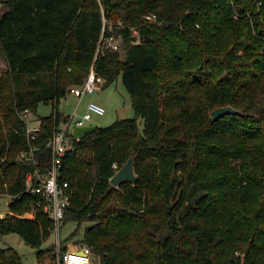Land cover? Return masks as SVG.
<instances>
[{
  "label": "trees",
  "instance_id": "obj_1",
  "mask_svg": "<svg viewBox=\"0 0 264 264\" xmlns=\"http://www.w3.org/2000/svg\"><path fill=\"white\" fill-rule=\"evenodd\" d=\"M0 4V195L12 197L0 236L17 233L39 263L52 250L53 222L25 177L46 172L48 140L68 118L60 99L93 69L104 86L121 77L135 116L72 136L61 226H76L63 242L89 246L91 264H264V0ZM226 105L236 112L210 115ZM25 110L39 126L27 159ZM130 157L137 178L112 185ZM0 264L22 256L0 247Z\"/></svg>",
  "mask_w": 264,
  "mask_h": 264
},
{
  "label": "built area",
  "instance_id": "obj_2",
  "mask_svg": "<svg viewBox=\"0 0 264 264\" xmlns=\"http://www.w3.org/2000/svg\"><path fill=\"white\" fill-rule=\"evenodd\" d=\"M146 17L150 19L153 15H147ZM133 32L136 33V29H133ZM107 43L114 49L118 47L117 41L112 35L108 36ZM103 81V78L91 69L81 84L69 86L67 92L81 98L85 93H90L97 89ZM104 112L105 108L103 105L91 101L87 103L86 111L82 115L76 116L75 112L68 115L67 120L58 126L48 140L52 157L46 172L34 170L26 174L25 190L34 194L36 198L34 206L41 209L52 220L55 237H58L65 208L70 203L69 184L67 180L61 178L60 169L63 155L74 147L72 130L75 126L88 124L86 121H89L94 114L101 115ZM31 114L29 110H25L23 113L26 121V137L30 143L29 150H24L19 154V157L24 159L32 157L34 151L37 150V146L31 143L38 135L39 126L36 122H30ZM114 166L116 165L114 164ZM91 255V248L87 245H82L62 251L59 261L60 264H91Z\"/></svg>",
  "mask_w": 264,
  "mask_h": 264
},
{
  "label": "rangeland",
  "instance_id": "obj_3",
  "mask_svg": "<svg viewBox=\"0 0 264 264\" xmlns=\"http://www.w3.org/2000/svg\"><path fill=\"white\" fill-rule=\"evenodd\" d=\"M6 10V6L0 4V13ZM0 55V72L5 70L6 66ZM79 100V97L67 92L65 97L60 99L58 108L65 115H71L74 108ZM97 102L104 106L105 112L101 115L94 114L89 121V124L97 126H107L113 123L115 120L126 117L135 116L134 109L131 104V97L124 87L121 77L119 76L116 80L110 84L104 86L102 83L99 84L97 89L92 92L85 93L81 98L78 107L76 108V116L82 115L86 111V105L89 102ZM52 111V105L50 103H39L37 106L36 113L39 115H48ZM75 112V111H74ZM36 114H31L30 119L36 122ZM139 127H142V119L138 118ZM11 197L8 194L0 195V214L4 215L9 209V203ZM32 214V211L29 212ZM28 214V215H30ZM88 223H83L79 230L82 234L84 227ZM76 226L75 221H68L60 227L58 237L55 234L44 241L43 247L47 246L49 243L53 244V248L50 251H44V257L42 263L37 260L36 249L27 244L17 233L10 232L0 236V247L12 246L14 247L22 256L23 264H60V253L66 249H73L75 245H81L77 241H66L63 239L74 229ZM80 234V235H81ZM64 245H66L64 247ZM93 257V256H92Z\"/></svg>",
  "mask_w": 264,
  "mask_h": 264
},
{
  "label": "water",
  "instance_id": "obj_4",
  "mask_svg": "<svg viewBox=\"0 0 264 264\" xmlns=\"http://www.w3.org/2000/svg\"><path fill=\"white\" fill-rule=\"evenodd\" d=\"M236 110L230 105L226 106H218L214 108L210 115L214 118H218L226 113H235ZM97 125L86 124L81 126H75L72 130V134L74 137H78L94 128ZM137 178L134 168H133V159L130 157L123 165L118 169L113 176L110 178V182L114 186H118L120 183L125 181H134Z\"/></svg>",
  "mask_w": 264,
  "mask_h": 264
},
{
  "label": "crops",
  "instance_id": "obj_5",
  "mask_svg": "<svg viewBox=\"0 0 264 264\" xmlns=\"http://www.w3.org/2000/svg\"><path fill=\"white\" fill-rule=\"evenodd\" d=\"M2 59H3V58H2ZM3 62L5 63L4 60H3ZM4 66H6V64H5ZM3 71H4V70H3ZM79 102H80V98H79V100H78V102H77V104H76V106H75V108H74L75 113L77 112V111H76V108L78 107ZM74 111H73V113H74ZM30 122H31V123H35L33 119H31ZM88 124H89V123H88Z\"/></svg>",
  "mask_w": 264,
  "mask_h": 264
}]
</instances>
